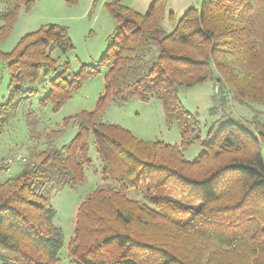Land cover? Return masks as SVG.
Listing matches in <instances>:
<instances>
[{"label":"trees","instance_id":"16d2710c","mask_svg":"<svg viewBox=\"0 0 264 264\" xmlns=\"http://www.w3.org/2000/svg\"><path fill=\"white\" fill-rule=\"evenodd\" d=\"M36 2L0 0V44L21 10ZM124 2H106L116 27L95 65L73 72L53 56L56 49H74L60 23L26 33L11 51L0 49V66L9 72L0 133L21 103L37 94L39 82H47L40 106L59 111L107 68L92 110L55 129L27 111L29 161L17 175L0 179V264L61 263L64 233L51 196L85 182L86 168L93 166L91 140L101 181L78 207L64 264H264V122L252 128L232 117L204 135L198 113L179 97L182 87L212 80L222 102L230 89L240 103L264 104V0H201L178 19L167 14V0H153L144 13ZM166 17L171 31L163 26ZM133 97L159 100L166 125L178 127L180 143L144 140L104 120L109 105ZM71 123L76 135L56 146ZM44 135L47 146L41 149ZM196 143L203 151L189 160L185 151ZM10 163L0 161V175Z\"/></svg>","mask_w":264,"mask_h":264},{"label":"rangeland","instance_id":"374dc122","mask_svg":"<svg viewBox=\"0 0 264 264\" xmlns=\"http://www.w3.org/2000/svg\"><path fill=\"white\" fill-rule=\"evenodd\" d=\"M106 2L107 0H76L74 4H69L67 0H37L32 9L27 11L23 8L21 10L11 34L0 44V49L11 51L26 33L35 31L47 23H60L68 27L74 49L67 54L56 49L52 53L53 56L60 57L62 63L68 62L73 72L80 70L82 64L95 65L108 47V37L116 27L115 20L106 8ZM152 2L153 0H125L124 3L144 13ZM200 3L201 0H167L166 11L167 14L173 11L178 19L189 7H198ZM163 26L167 31H171L173 27L167 17L163 20ZM106 71L107 68L104 67L99 74L89 78L59 111H54L51 104L46 107L40 106L39 101L47 92V82L38 83L37 94L21 103L15 116L0 133V161L13 159L9 171L0 175L1 180L17 175L24 163L29 161L31 141L26 121L27 111L33 110L39 119H42L40 122L44 121V124L53 129L60 127L65 118L95 107L105 87ZM8 84V69L1 64L0 100L8 96ZM218 90L219 87L212 80H207L194 87H182L179 90V97L185 107L198 113L204 135L211 125H214L217 130L227 124L232 117L240 118L252 128H255L260 121L264 122L263 103L253 101L240 103L233 97L234 92L230 89L227 90L228 99L225 103L217 97ZM212 107L217 109L211 111ZM104 120L121 124L144 140L158 139L172 144L180 143L177 125L170 127L166 125L162 105L156 98L143 101L138 97H133L123 104H111L104 113ZM76 133L77 126L74 123L69 124L55 139V145L60 147L66 144ZM92 141L90 156L93 159V166L86 168L85 182L76 187L67 185L54 191L51 196L52 204L57 210L55 223L64 233L65 244L61 251L60 264H64L63 258L67 255V246L74 234L78 207L87 194L92 192L101 181L100 161ZM39 144L42 146L38 145L41 149L47 146L46 135ZM202 151V146L196 143L185 151V155L189 160H195ZM19 153L24 160L22 157L21 159L16 158Z\"/></svg>","mask_w":264,"mask_h":264},{"label":"built area","instance_id":"2783aa9c","mask_svg":"<svg viewBox=\"0 0 264 264\" xmlns=\"http://www.w3.org/2000/svg\"><path fill=\"white\" fill-rule=\"evenodd\" d=\"M22 155L19 153L17 158H20L21 159ZM22 159H24V157H22ZM8 161H12V159L10 158Z\"/></svg>","mask_w":264,"mask_h":264}]
</instances>
